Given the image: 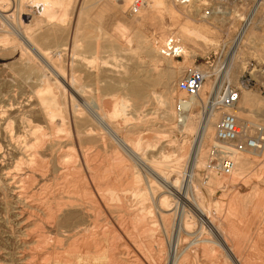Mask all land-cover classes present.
Segmentation results:
<instances>
[{"label": "rangeland", "instance_id": "rangeland-1", "mask_svg": "<svg viewBox=\"0 0 264 264\" xmlns=\"http://www.w3.org/2000/svg\"><path fill=\"white\" fill-rule=\"evenodd\" d=\"M20 1L15 0L17 4L14 5L4 2L3 9L8 12L6 14H10L14 19L17 17L15 19L17 25H25L23 26L27 30V32L26 30L25 32L41 51L45 52V54L49 52L48 55H46V59L49 61V66L47 65L49 69L45 66L44 62H42V58L37 55L34 58L33 55H35V52L33 51V53L27 49L29 53L32 52L30 54L31 59H29V56L24 50L26 49V47L23 46L24 42H21V39L17 37L12 26L8 24L6 19L0 17L2 19H0L2 21H0V39L3 41L2 45L0 40V161H2L0 162V264H22L17 261V257L23 254V252H19L20 248L18 247H22L21 243L23 241L28 242L26 245L33 244V239L38 232L46 233V236L51 239L60 238L61 244L57 246V248L59 247L58 249L62 251H74V242L80 238V235L76 238L75 234L71 233V231L61 234L55 227H51L48 223L46 224L45 221L41 222L35 215H30V213L21 208V204L16 202L17 196L13 197L12 189L6 190V184L8 185L11 179L9 173H7L8 167L11 168L14 165V157L18 156V150L15 143L10 140V134H24L25 121L28 119L32 120L34 124L37 123L40 127L43 124L42 128H44H41L40 132L50 136L47 135L48 146L46 145L47 149H50L45 150V154L48 160L50 159L49 163L51 170L45 175L46 177L35 174L34 178L37 180V186L34 185V190L38 191L40 188L43 189V187L48 188L50 185L52 187L56 183V179H58L59 175L57 173L55 174L54 166L59 158H66L67 153L73 150L72 153H77L81 157L80 162L82 170L79 174V177L81 176L80 179L83 180L82 177L85 176L84 178H86V181L89 183L92 178L88 175L94 172V174L99 177V180L97 179L96 182L103 188V191L107 185L110 188L117 189V191L120 189L118 194H120L119 196L121 197L115 199L111 198L110 200L107 199V195L104 194V192V205L100 202L102 208H99L95 212L96 215L94 214L93 220L95 219L96 221V227L92 234L93 238L97 240L96 248L101 250H112L115 248L114 250H118L122 245L124 246L125 243H128L127 238L129 237L130 239L139 241V246L137 247L140 251L143 250L146 252L150 259L148 264H173L174 261H176V257H180L181 252L176 255L173 248L178 242V231L180 228L181 231L183 230V233H185L180 221L182 215L180 211L183 206L179 205L176 201V204L180 206L178 215L176 216L173 213L166 214V217L171 221L172 229L169 233V239L165 240L162 232V218L158 215V208L154 201V195L159 198L165 194L169 195V192H167L164 182L161 180L158 179L159 183L156 182L153 186H149L145 183V179L142 180V178L139 177L138 170H140L141 167L137 165L132 166L131 156L121 147L117 138L112 135V133H109L101 123L93 119L91 113L94 108H97L98 104L102 107V115L105 114L103 115L105 120L110 124L114 133L119 136V139L123 141L130 139V143L132 144L133 142V146L137 145L139 151L147 156L148 159L156 161L165 160L169 165L173 164L181 156L179 150H181L182 146H185L188 153L180 160H177L182 166L179 183H182L184 180L188 181L190 174L187 177V169L190 168L192 171V165H194V169L197 170L194 171L198 173V178L200 180L197 183L199 185L196 184L197 189L195 188L194 191L197 190V193L203 194L204 191L201 190V188L207 187L208 190L206 192L211 193V195L207 193L210 196V198H208L209 196L204 192L202 199L206 202L210 199L209 204L211 203L210 208L212 207V217H215L216 223L222 230L223 236L225 240L227 239L226 241L229 246L233 247L236 258L234 261L230 260L226 262L224 259H220L217 254L219 248L214 247L215 253L211 252L210 256L202 255V253H186L180 258L181 264H264V228L261 229L259 227L263 224L262 219L264 213V161L259 162L262 157L257 156V158L252 155V159L255 161L249 165L250 175L246 183L244 182L230 187L218 186L211 178V173L209 172L210 169H213L215 172L221 173L219 166L220 157L212 156L210 153L215 143H211L212 146L209 145L207 148L205 154L206 160H204L205 165L196 166L198 167L196 168V163L193 162L196 155V152H194L196 150V144L199 142L197 140L198 136L194 138L193 135H188L186 132L180 131L177 126L178 121L176 122L170 113L169 115L166 114V110L168 109L161 103V97L169 95L172 97L174 108L179 98H186L188 94L180 91L177 84L184 78L189 70L196 68L204 69V71L208 73L207 78L203 82V85L206 86L203 97L205 99L206 96L210 97L212 84L215 85L223 80L221 73L223 69L227 67L229 71H231L232 79H230V81H223V87L226 85L237 87L241 94L240 100H242L244 104H247L252 111H248V114L245 113L246 119L239 122L240 126L243 130L249 127L247 131L248 135H257L264 140V0H201L202 2H196V0H194L188 4H180L175 2V0H166L167 4L177 7L179 12L171 14L164 7H161L155 9V14H157V17L155 16L156 19L154 18L144 22L143 17L150 13V0H147L146 5L137 13H133L130 10L132 6L134 7L135 3L139 4L140 1L143 0H47L46 5L43 0H40L41 2H39L37 6L34 2L35 0H32L33 3L31 2V4L29 0ZM18 2H20V6ZM11 9L16 13L11 11ZM18 10H22L23 13L32 14L31 20L23 24L18 17L20 16ZM53 13L59 15L61 19L60 22L57 19L48 20L46 22L47 19L45 18L48 17V14ZM16 14L17 16H15ZM32 24L35 26H32ZM198 27L204 29L202 33L200 32L198 34ZM243 35H245V38L242 42ZM247 36L248 38H246ZM170 37H175L182 43L183 52L178 56H170L162 53L163 45ZM39 38L43 40L41 39L40 42ZM6 40L11 41L5 42ZM18 40L19 43L17 42ZM8 46L11 50H9ZM15 46H20L21 49ZM78 47L80 52L78 51ZM20 50H24L23 53ZM234 56H236L234 58L235 63H232V58ZM50 62H52V64ZM67 63L70 64L67 65ZM43 65L49 72L47 77L42 74L41 66ZM73 65L75 68H72L74 67ZM56 68L57 70L60 69L59 71L62 72L63 76L66 78L62 84L63 86H55V84H53L56 82L55 79L59 78ZM73 76L75 83H73V81L71 83L72 79L70 78H73ZM44 79L51 81L50 84L53 82V91H56L57 94L54 93L59 96L58 104L62 110L63 117L69 121L71 135L66 134L67 132L63 134L65 131H55L56 134L59 132L58 135L53 134L55 133L54 130H56V128L54 126L58 124L57 118H59V116L55 119L56 123L52 125L54 130L52 126H49V122L41 108L40 97L36 96L39 94L38 92H40L39 89L43 91L45 88L46 82ZM73 84L77 92V97L71 92L73 88L71 85ZM40 85H42V88ZM79 85H81L80 88ZM133 88H139L140 94H134ZM125 102L128 103L126 109L124 107L126 104ZM142 103L145 105L143 106ZM259 103L263 104L261 108L258 106ZM240 106L238 102L235 109ZM76 108L77 111L73 110ZM168 108L170 110V107ZM205 108L206 107L199 105L195 109V124L202 118H200L199 115H206L208 109L205 111ZM1 111H5V113ZM19 115L21 116L19 117ZM220 116L221 115H219L217 122L220 121ZM76 120L80 121L78 122ZM81 121L84 122V126H82ZM88 128V131L92 133V130H96L97 132L94 131L92 135H88L86 134ZM61 134L63 138H61ZM94 135L95 137L93 138ZM30 139L31 142L34 141V138ZM193 141L194 149L192 147ZM85 144H89V148H85L88 147L87 145L85 146ZM190 146L191 152H193L191 155L192 157H190L189 154ZM85 149L87 150L85 151ZM260 149L263 151L264 145ZM68 150L70 152H68ZM262 153L263 152H260V155H262ZM108 154L110 155L108 156ZM83 155H86L85 157L88 158H85ZM85 159H87L86 162L84 161ZM98 159L103 160L104 163H101ZM96 162L97 164H95ZM87 163H89V166H87ZM141 170L140 172H142L143 176V171ZM114 175H117V177L114 178ZM117 178H119V180L121 179V181L119 182ZM122 179L124 180L122 181ZM114 181L117 185L116 183L114 184ZM141 181H144L145 184ZM139 185L141 187L137 188L136 186ZM145 185H147L148 188L146 187V190H144V188L140 190L142 187H145ZM123 188L125 190L121 191ZM224 188H226V190H224ZM136 189L145 191L150 195L144 197L137 194L135 195V193L132 192L136 191ZM151 191L152 193H150ZM196 192L194 193L197 194ZM205 195L206 197L203 198ZM122 198H124L126 202ZM120 199H122L123 202ZM191 210L190 214L191 216L193 215V220L190 218L193 229L191 230L195 232L191 234L194 235L200 230L202 212L200 213L201 216L198 214L199 217L197 218L196 214L193 212V208H191ZM34 225H36L37 228L34 227ZM207 228L209 229V227ZM150 229L154 231V236L152 238L153 242L148 244L149 247L148 245H146V247L144 243H148ZM25 230H29L28 236L25 235ZM208 232L207 230L203 231V236L211 238L212 235ZM211 232L217 236V231L214 227L211 228ZM184 248L186 249V247ZM157 249H159L161 255ZM160 249L163 250L161 251ZM26 250V257H28L32 250ZM111 250H109L110 252L108 251L110 254L114 252V250ZM9 260H11L12 263ZM98 264L122 263L114 261L113 258L100 261ZM123 264H126V262Z\"/></svg>", "mask_w": 264, "mask_h": 264}, {"label": "bare ground", "instance_id": "bare-ground-1", "mask_svg": "<svg viewBox=\"0 0 264 264\" xmlns=\"http://www.w3.org/2000/svg\"><path fill=\"white\" fill-rule=\"evenodd\" d=\"M20 1V0H18ZM22 1V0H21ZM20 1V2H21ZM173 1V0H172ZM4 2H7L10 5H14L17 4L15 2V0H0V17H4L6 19V21L8 22V24H10L13 28V30L15 31V34L17 35V37H19L21 39V42L23 41L24 44L23 46L26 47L25 53H27V55L29 56V59H31L30 54L34 51L35 55H33V57L35 58V56L37 55L38 57L42 58L45 64V66L47 67V65L49 66V61L48 59H46V55L45 52L41 51L36 45L35 43L32 41V39L27 35V30L21 26L20 24L17 25V23L15 22L16 18L14 19L10 14H6L8 13L6 10L3 9V4H5ZM19 3V6L21 5ZM31 2L33 3L32 0H29V3L31 4ZM36 6L38 5L39 2H41L40 0H35L34 1ZM43 2H45L44 4H47V0H43ZM147 0H143L140 1L139 4H134V7L132 6L131 8V12L133 13H137L141 10V8H143L146 5ZM150 13L147 14L145 17H143V22L147 21V20H151L154 19L155 16L157 17V14H155L156 10L158 8L164 7L167 11H169V13L173 14V13H177L179 12L177 7H175L174 5H169L167 4L166 0H150ZM176 2V1H175ZM196 2H202L201 0H196ZM23 4V3H22ZM27 4V3H26ZM29 4V6H30ZM9 7V6H8ZM27 8V7H26ZM29 9V8H28ZM27 9V10H28ZM81 10V9H80ZM119 10V9H118ZM9 11V10H8ZM11 11H14L11 9ZM19 11V10H18ZM31 11V10H30ZM10 12V11H9ZM15 12V11H14ZM79 12V11H78ZM16 13V12H15ZM13 13V14H15ZM119 13V12H118ZM130 13V12H129ZM12 14V15H13ZM79 14V13H78ZM19 15L18 16L21 21L24 23H28L32 18V14L29 13H23L22 10L19 11ZM17 16V14L15 15ZM205 16V15H204ZM18 18V21H19ZM179 18V17H178ZM1 19V18H0ZM47 19L46 22L48 20H54L57 19L59 20V22L61 21V19L59 18V15L56 13L53 14H48V17L45 18ZM78 19V18H77ZM104 19V18H103ZM156 19V18H155ZM2 20V19H1ZM0 20V21H1ZM43 21V20H42ZM73 21V20H72ZM138 21V20H137ZM2 22V21H1ZM58 22V21H57ZM5 23V21H4ZM76 23V22H75ZM51 24V23H50ZM54 24V23H53ZM102 24V23H101ZM47 25V23H46ZM56 25V24H55ZM58 25V24H57ZM8 26V25H7ZM32 26H35L34 24H32ZM43 26V25H42ZM100 26V25H99ZM10 27V26H8ZM27 27V26H26ZM78 27V26H77ZM7 28V27H6ZM11 28V27H10ZM24 28V29H23ZM42 28V27H39ZM101 28V27H100ZM103 28V27H102ZM48 29V28H47ZM54 29V28H53ZM75 29V28H74ZM3 30V29H2ZM12 30V29H11ZM26 30V32H25ZM34 30V28H33ZM102 30V29H101ZM204 29H202L201 27L197 28L198 34L201 32H203ZM0 31H1V26H0ZM6 31V30H4ZM9 31V30H8ZM41 31V30H40ZM11 32V31H10ZM37 32V31H36ZM3 33V31H2ZM41 33V32H40ZM43 33V32H42ZM74 33V31H73ZM13 34V33H12ZM14 34V36H15ZM49 34V33H48ZM194 34V33H193ZM2 35V34H1ZM32 35V34H31ZM45 35V34H43ZM91 35V34H90ZM3 36V35H2ZM7 36V35H6ZM12 36V35H11ZM35 36V35H34ZM52 36V35H51ZM245 35H243L242 38V42L244 41L243 39ZM5 37V36H4ZM13 37V36H12ZM16 37V38H17ZM41 37V36H40ZM47 37V36H45ZM42 37V38H45ZM49 37V36H48ZM89 37V36H88ZM124 37V36H123ZM8 38V37H6ZM10 38V37H9ZM35 38V37H34ZM37 38V37H36ZM41 38V39H42ZM81 38V37H80ZM248 38V36L246 37ZM12 39V38H10ZM40 39V38H39ZM40 39V42H41ZM48 39V38H47ZM1 40V44L3 45V41ZM43 40V39H42ZM49 40V39H48ZM47 40V41H48ZM168 40V39H167ZM167 40L165 42V44L163 46L166 45ZM11 41V40H9ZM9 41H5V42H9ZM13 41V40H12ZM37 41V40H36ZM39 41V40H38ZM46 41V42H47ZM72 41V40H71ZM180 41V40H179ZM15 42V40H14ZM19 43V40L17 41ZM181 42V41H180ZM13 43V42H12ZM80 43V42H79ZM11 44V43H10ZM17 44V43H16ZM21 44V43H20ZM19 44V45H20ZM41 44V43H40ZM43 44V43H42ZM73 44V43H71ZM182 44V43H181ZM5 45V44H4ZM9 45V43H8ZM22 45V44H21ZM20 45V46H21ZM20 46H18L20 48ZM48 46V45H47ZM86 46V45H85ZM88 46V44H87ZM16 48H18L17 46H15ZM23 47V48H24ZM42 47V46H41ZM51 47V46H50ZM70 47V46H69ZM68 47V49H69ZM9 48V46H8ZM67 48V47H66ZM183 48V46H182ZM7 49V48H6ZM13 49V48H12ZM21 49V48H20ZM27 49H29L32 52H28ZM52 49V47H51ZM57 49V48H56ZM77 49V48H76ZM9 50H11L9 48ZM23 50V51H24ZM53 50V49H52ZM65 50V49H64ZM19 51V50H17ZM21 51V50H20ZM23 51H21L23 53ZM47 51V50H46ZM61 51V50H60ZM78 51H79V47H78ZM33 52V53H34ZM52 52V51H51ZM57 52V51H56ZM80 52V51H79ZM10 54V53H9ZM58 54V53H57ZM15 55V54H13ZM17 55V54H16ZM52 55V54H51ZM56 55V53H55ZM18 56V55H17ZM15 56V57H17ZM57 56V55H56ZM59 56V55H58ZM68 56V55H67ZM88 57V55H87ZM236 56H234L232 58V63H235V58ZM53 58V57H52ZM51 58V59H52ZM71 58V57H70ZM238 58V57H237ZM23 59V58H22ZM37 59V57H36ZM62 59V58H60ZM85 59V58H84ZM21 60V59H20ZM19 60V61H20ZM34 60V59H33ZM39 60V58H38ZM37 60V61H38ZM50 60V59H49ZM18 61V60H17ZM40 61V60H39ZM51 61V60H50ZM63 61V60H62ZM74 61V60H73ZM30 62V61H28ZM77 62V61H76ZM100 62V61H99ZM98 62V63H99ZM15 63V62H14ZM31 63V62H30ZM34 63V62H33ZM40 63V62H39ZM52 64V62H50ZM54 63V62H53ZM21 64V63H20ZM25 64V63H24ZM37 64V63H36ZM70 63H67V65ZM74 64V63H73ZM81 64V63H80ZM18 65V63H17ZM31 65V64H30ZM42 65V64H41ZM33 66V64H32ZM37 66V65H36ZM44 65L41 66L42 69V74L43 76L47 77L48 75V70ZM55 66V65H54ZM64 66V65H61ZM72 66V65H71ZM74 66V65H73ZM236 66V65H235ZM34 67V66H33ZM100 67V66H99ZM18 68V66H17ZM21 68V67H20ZM25 68V67H24ZM23 68V69H24ZM53 68V67H52ZM64 68V67H63ZM72 68H75L72 67ZM83 68V67H82ZM238 68V67H237ZM19 69V68H18ZM36 69V67H35ZM38 69V68H37ZM49 69V68H48ZM54 69V68H53ZM59 69V68H58ZM198 70L204 71V69L201 68H196ZM239 69V68H238ZM34 70V69H33ZM57 70V68H56ZM55 70V71H56ZM60 70V69H59ZM59 70H57V76L59 77L58 79L56 78V82L53 83L55 84V86H61L64 82V80H66L65 76H63V73L60 72ZM65 70V69H64ZM68 70H72V69H68ZM67 70V71H68ZM74 70V69H73ZM95 70V69H94ZM232 70V69H230ZM50 71V70H49ZM76 71V70H74ZM88 71V70H87ZM86 71V72H87ZM23 72V71H22ZM21 72V73H22ZM60 72V73H59ZM64 72V71H63ZM83 72V71H82ZM91 72V71H90ZM207 75L208 73L206 71H204ZM16 73V72H15ZM62 73V74H61ZM53 74V73H52ZM72 74V73H71ZM223 76V80L221 82H218L217 84H212L211 87V96L208 97L206 96V99L203 97V93H204V89L206 88L205 85H201L199 91L195 94V95H188L186 98H179L177 100L176 106H174L173 108V104H172V97H170L169 95H164L163 97H161V103L164 105V107L168 110H166V114L169 115V113L172 115L173 119L178 123L177 126L179 128L180 131L186 132L188 135L191 134L194 136V138L196 136H198V144H196V150L194 152H196V155L194 157V162L196 163V166H203L205 165L204 160H206L205 158V154L207 151L208 146H212L211 143H215L217 142L216 140V128H217V119L220 116H223V114L225 112H229L226 111V109L217 107L218 104V99L220 96V92L223 88V81H230L231 78V71H229V69L227 67H225V69H223V72L221 73ZM173 75V74H172ZM171 75V76H172ZM26 76V75H25ZM30 76V75H29ZM56 76V75H55ZM67 76V75H66ZM79 76V75H78ZM90 76V75H89ZM28 77V76H27ZM39 77V76H38ZM42 77V76H41ZM140 77V74H139ZM24 78V77H23ZM32 78V77H31ZM34 78V77H33ZM50 78V77H49ZM55 78V77H54ZM69 78V77H68ZM67 78V79H68ZM141 78V77H140ZM36 79V78H34ZM43 79V77H42ZM47 79V78H46ZM71 83L73 81V83H75V79L74 76L73 78L71 77ZM69 79V80H70ZM139 79V78H138ZM25 80V79H24ZM67 80V81H69ZM113 80V79H112ZM27 81V80H26ZM32 81V80H31ZM46 85L45 88L43 89H39L40 92H38L39 94L36 96L40 97V102H41V108L42 111L44 112V115L46 117V119L49 122V126H52L53 124H55V119L57 116H59L58 119V124H56L54 127L56 128V130H54L53 126V130L54 132L56 131H65L63 132L71 135V128L69 126V121H67L63 115H62V110L60 108V105L58 104L59 99L56 94V91H53V85L52 83L50 84L51 81L49 80H45ZM66 81V82H67ZM131 81V80H130ZM40 82V81H37ZM121 82V81H119ZM30 83V81H29ZM42 83V82H41ZM137 83V82H136ZM27 84V83H25ZM33 84L35 85V83L33 82ZM32 84V85H33ZM66 84V83H64ZM69 84V83H68ZM80 84V83H79ZM122 84V83H121ZM124 84V82H123ZM122 84V85H123ZM157 84V83H155ZM154 84V85H155ZM168 84V83H167ZM82 85V84H81ZM79 85V88L80 86ZM129 85V84H128ZM42 88V85H40ZM39 86V88H40ZM63 86V85H62ZM68 86V85H67ZM73 86L72 88V94L77 97L76 95V89L74 88V84L71 85ZM70 86V87H71ZM78 86V85H77ZM83 86V85H82ZM115 86V85H114ZM65 87V86H64ZM84 87V86H83ZM123 87V86H122ZM165 87V86H164ZM110 88V87H109ZM108 88V89H109ZM127 88V87H126ZM167 88V87H166ZM61 89V88H60ZM63 89V88H62ZM66 89V88H65ZM112 89V88H110ZM134 89V94L139 95V88H133ZM168 89V88H167ZM38 90V88H37ZM38 90V91H39ZM64 90V89H63ZM165 90V89H164ZM42 91V92H41ZM127 91V90H126ZM167 91V90H166ZM56 94H55V93ZM68 92V91H67ZM63 93V91H62ZM157 93V92H156ZM168 93V92H167ZM59 94V93H58ZM61 94V93H60ZM66 94V93H64ZM145 94V93H143ZM165 94V93H163ZM136 97V96H135ZM72 98V97H71ZM139 98V97H138ZM241 98V94L239 97V104L241 105L239 108L235 109V107L233 108L232 112L238 119V122H240L241 120L246 119V114L248 111H251L250 108L247 106V104H244L242 100H240ZM37 99V97H36ZM73 99V98H72ZM126 101V100H125ZM138 101V100H137ZM140 101V100H139ZM143 101V100H141ZM175 101V100H174ZM63 102V101H62ZM72 103V102H71ZM126 103V102H125ZM134 103V102H133ZM180 104L181 109H177V104ZM128 103H126L124 105L125 109L127 108ZM136 104V103H135ZM143 104V103H142ZM32 105V104H31ZM30 105V106H31ZM145 104H143L144 106ZM202 105L205 108V111L208 109L206 115L201 116L199 115V117L201 118L200 120L197 121V124H195L194 118H195V109L199 106ZM261 103H259L258 106H260L261 108ZM8 106V105H7ZM63 106V105H62ZM77 106V104H76ZM80 106V105H79ZM131 106V105H130ZM133 106V104H132ZM11 107V105H10ZM32 107V106H31ZM35 107V106H34ZM134 107V106H133ZM140 107V106H139ZM170 107V110L169 108ZM1 108V107H0ZM30 108V107H28ZM81 108V106H80ZM102 107L99 106V104L97 105V108H92V117L94 120H97L99 123H101V125H103L108 131L109 133H112V135H114L117 140L119 141V144L121 145V147L126 150L128 152V154L131 156V165L132 166H140L141 167V171H143V176H142V172H140V170H138L139 172V177L143 179H145V183L149 186H153L154 183L158 182V179L161 180L162 182H164L165 188L167 190V192H169V195L165 194L162 195L158 198V196L154 195V201L156 202V206L158 208V215L161 216L162 218V228H163V237L165 240L169 239V233L171 228V221L166 217L167 213H173L176 216L178 215V210L180 208L179 205L183 206V208L181 209L180 213L182 212V215L180 217V221L183 225L184 231L185 233H183V230L178 231L179 232V238H178V242L176 244V246L173 248L174 253L177 255L179 252H181L180 257H176V261H174L173 264H181V257L184 256L186 253H202V255H208L210 256L211 252L215 253V249L219 248V252L217 253L220 257V259H224L226 262L233 260L236 258L235 255V251H233V247L229 246V244L227 243V239L225 240L222 230L220 229L219 225L216 223V219L213 216L212 217V210L210 208V204H209V200L208 202H206L205 200L202 199V196L204 194V192H206L208 189L207 187H203L201 188V190H203V194L197 193L196 191H194V189L197 187V184L200 180L198 178V173L195 172L197 170L194 169V165H192V171L189 169H187L188 171L186 173L187 177L190 174V178L188 179V181L184 180L182 183H179L180 181V177H181V163L179 164V162H177V160H180L182 157H184V155H186L187 150L185 146L181 147L180 151V157L179 159L176 160L175 163L170 164L167 163V161L165 160H151L148 159L147 156H145L143 153H141L139 151V149L136 146H133V142L132 144L130 143V139L129 140H120L119 136L116 135L112 129V127L110 126V124L105 120V117L102 115L101 109ZM63 109V108H62ZM82 109V108H81ZM25 110V109H24ZM64 110V109H63ZM75 111H77L76 109H73ZM135 110V109H134ZM71 111V110H70ZM125 111V110H124ZM3 112V111H1ZM79 112V111H78ZM77 112V113H78ZM87 112V111H86ZM111 112V111H110ZM252 112V111H251ZM5 113V111L3 112ZM25 114V113H24ZM81 114V113H79ZM109 114V113H108ZM111 114V113H110ZM248 114V113H247ZM254 114V112H253ZM1 115V114H0ZM21 115H19L20 117ZM198 116V115H197ZM253 116V115H252ZM3 117V116H2ZM23 117V116H22ZM74 117V116H73ZM72 117V118H73ZM77 117V115H76ZM87 117V115H86ZM39 118V117H37ZM68 118V117H67ZM71 118V117H70ZM75 118V117H74ZM6 119V118H5ZM4 119V120H5ZM9 119V118H7ZM11 119V118H10ZM20 119V118H19ZM69 119V118H68ZM82 119V118H81ZM23 120V119H22ZM109 120V119H108ZM11 121V120H10ZM76 121H80V120H76ZM246 121V120H245ZM26 125H25V130H24V134H10V140L12 142L15 143V146L18 150V156H15L14 158V165L9 168L8 167V171L7 173H9L11 179L8 183V185L6 184V190L8 189H12V193H13V197L17 196V200L16 202L18 204H21L23 208V210L27 211L28 213H30V215H35L38 217V219L43 222L45 221L46 224L48 223V225H50L51 227H55L56 230L58 232H60L61 234L63 233H68L71 231V233L75 234L76 238H78L77 236L80 235V240H75L74 242V247L75 250L74 251H62L59 250L57 248V246H59L61 244V239L60 238H49L46 236V233H36V236L34 237V241L33 244L30 245H26L28 242L23 241L22 247H18L20 248L19 252H23L22 256H18L17 257V261L21 262L22 264H98L100 261L103 260H110L114 258V261H118L120 263H125L126 264H140V263H149V257L147 256L146 252H144L143 250H139L137 246L138 245V240H134V239H130L129 237L127 238V242L125 243L124 246L122 245L121 248H117L118 250H114V252L111 254L109 253L111 249L109 250H101L96 248V239L93 238V230L96 227V221L95 219L93 220L94 214L95 212L99 209L102 208V204L103 200H104V194L107 195V199H115V198H119L121 196H119L120 194H118L117 189H113L108 187H105L104 191L102 190L103 188L98 185V183L96 182L97 179L99 178L96 174H94V172H92L90 175H88L90 178H92L90 180V182L88 183V181H86V178H84L85 176H83V180L80 179L79 174L81 173L80 171L81 169V162H80V156L77 153H72L70 152V148L68 150L67 153V157L66 158H59L56 165L54 166V172L55 174L57 173L58 179H56V183L51 187L48 186V188L43 187V189H39L38 191L34 190V185H36V179L34 178L35 174H38L39 176H45L46 174H48L51 170V166L49 163L48 158L46 157L47 155L45 154V150H48L50 148L47 149V143H48V138L47 135L48 134H44L41 133L40 130L42 128L39 125L34 124L32 122V120L28 119L25 121ZM82 126H84V122L81 121ZM14 123V122H13ZM39 123V120H38ZM51 123V125H50ZM74 123V122H73ZM77 123V122H76ZM21 124V123H20ZM24 124V121H23ZM5 125V124H4ZM11 125V123H10ZM14 125V124H13ZM7 126V125H6ZM20 126V125H19ZM5 127V126H4ZM46 127V126H45ZM73 127V126H72ZM77 127V126H76ZM79 127V126H78ZM175 127V126H174ZM8 128V126H7ZM18 128V127H17ZM44 128V127H43ZM42 128V129H43ZM51 128V129H52ZM75 128V127H74ZM83 128V127H82ZM87 128V127H85ZM249 127H246L244 132L245 134H247ZM48 129V128H47ZM50 129V128H49ZM77 129V128H76ZM79 129V128H78ZM176 129V128H175ZM8 130V129H7ZM11 130V129H10ZM18 130V129H17ZM22 130V129H21ZM45 130V129H44ZM51 130V131H53ZM84 130V129H82ZM89 130V128L87 129V131ZM93 133L96 130H92ZM12 132V130H11ZM10 132V133H11ZM22 132V131H21ZM53 133V134H56ZM78 132V131H77ZM86 132V131H85ZM97 132V131H96ZM101 132V131H100ZM51 133V132H50ZM49 133V134H50ZM59 133V132H58ZM58 133L56 135H58ZM76 133V132H74ZM80 133V132H79ZM83 133V132H82ZM91 131L86 132V134L88 135H92L93 134ZM52 134V133H51ZM81 134V133H80ZM85 134V133H84ZM85 134V135H86ZM62 135V134H61ZM99 135V134H98ZM101 135V134H100ZM142 135V134H141ZM140 135V136H141ZM49 136V135H48ZM60 136V135H59ZM97 136V135H96ZM104 136V135H101ZM138 136V135H137ZM8 137V135H7ZM34 138V141L31 142L30 138ZM50 137V136H49ZM57 137V136H56ZM95 137V135L93 136V138ZM9 138V137H8ZM63 138V135L62 137ZM82 138V137H81ZM101 138V137H100ZM110 138V137H109ZM137 138V137H136ZM53 139V137H52ZM51 139V141H52ZM65 139V137H64ZM83 139V138H82ZM85 139V138H84ZM97 139V138H96ZM103 139V137H102ZM58 140V139H57ZM98 140V139H97ZM137 140V139H136ZM50 141V140H49ZM61 141V140H60ZM90 141V140H89ZM99 141V140H98ZM103 141V140H102ZM132 141V140H131ZM138 141V140H137ZM67 142V141H66ZM69 142V141H68ZM92 142V141H90ZM192 142V141H191ZM190 142V143H191ZM52 143V142H51ZM70 143V142H69ZM210 143V144H209ZM219 143V142H218ZM54 144V143H53ZM185 144V143H184ZM222 144V143H220ZM259 147L255 148V149H247V150H243V151H236L235 155L236 159H235V167L233 169V171L230 174H224L223 172L219 173V172H215V170L210 169L209 172L211 173V178L213 179V181L218 185V186H225V187H230V186H234L236 184H241V183H246L247 182V178L250 175L249 172V165H251L253 163V161H255L254 159H252V155L253 156H261L262 159H260L259 162H263L264 161V149L263 151L260 149L262 148V146L264 145V140L262 139L259 143ZM47 145V146H46ZM58 145V144H57ZM55 145V146H57ZM87 144H85L86 146ZM149 145V144H148ZM65 146V145H64ZM88 147L85 148H89V144L87 145ZM91 146V145H90ZM106 146V145H105ZM194 146V141H193V145ZM59 147V146H58ZM222 147L227 148H235L234 144H223ZM53 148V147H51ZM56 148V147H55ZM84 148V147H83ZM82 148V150H83ZM180 148V147H179ZM1 149V148H0ZM79 149V147H78ZM105 149V148H104ZM194 149V147H193ZM61 150V149H60ZM67 150V149H66ZM87 149H85L86 151ZM253 150V151H252ZM81 151V150H80ZM89 151V150H88ZM91 151V150H90ZM145 151V150H144ZM49 152V151H48ZM59 152V151H58ZM257 152V153H256ZM260 152H263L262 155H260ZM13 153V152H12ZM15 153V152H14ZM80 153V152H79ZM93 153V152H91ZM193 152H191V146L189 147V154L190 157H192ZM85 154V152H84ZM87 154V153H86ZM89 154V153H88ZM53 155V154H52ZM96 155V154H95ZM110 154H108L109 156ZM4 156V155H3ZM6 156V155H5ZM84 157L86 155H83ZM89 156V155H88ZM92 156V155H91ZM57 157V156H56ZM93 157V156H92ZM99 157V156H98ZM112 157V156H111ZM256 157H254L255 159H257ZM88 158V157H85ZM91 158V157H90ZM95 158V157H94ZM108 158V157H107ZM92 159V158H91ZM106 159V158H105ZM87 159H85L84 161L86 162ZM90 160V159H89ZM93 160V159H92ZM100 160V159H98ZM107 160V159H106ZM101 163H104L103 160H100ZM125 161V159H124ZM2 162V161H0ZM53 162V161H52ZM90 162V161H89ZM127 162V161H126ZM172 162V161H171ZM174 162V161H173ZM182 162V161H181ZM54 163V162H53ZM93 163V162H92ZM91 163V164H92ZM99 163V162H98ZM109 163V162H108ZM125 163V162H124ZM89 166V163H87ZM97 164V162L95 163ZM127 164V163H126ZM94 165V163H93ZM99 165V164H98ZM103 165V164H102ZM109 165V164H108ZM125 165V164H124ZM128 165V164H127ZM86 166V167H87ZM92 166V165H91ZM97 166V165H96ZM100 166V165H99ZM117 166V165H116ZM207 166V165H206ZM198 168V167H196ZM87 169V168H86ZM2 170V169H1ZM7 170V169H6ZM195 170V171H194ZM3 171V170H2ZM94 171V170H93ZM133 172V171H132ZM83 173V172H82ZM145 173V174H144ZM5 174V173H4ZM86 174V173H85ZM83 174V175H85ZM101 174V173H100ZM130 174V173H129ZM133 174V173H132ZM169 174V175H168ZM37 175V176H38ZM82 175V174H81ZM111 175V174H110ZM136 175V173H135ZM224 175V176H223ZM254 175V174H253ZM38 176V177H39ZM113 176V175H112ZM125 176V174H124ZM6 177V176H5ZM37 177V178H38ZM46 177V176H45ZM52 177V176H51ZM117 177V175H114V178ZM119 177V175H118ZM127 177V175H126ZM137 177V176H135ZM43 178V177H42ZM113 178V177H112ZM130 178V177H129ZM132 178V177H131ZM54 179V178H53ZM118 181L120 182L121 179L119 180V178H117ZM114 179V180H117ZM133 179V178H132ZM99 180V179H98ZM101 180V179H100ZM124 179H122L123 181ZM130 180V179H129ZM2 181V180H1ZM50 181V180H48ZM54 181V180H53ZM102 181V180H101ZM39 182V181H38ZM100 182V181H99ZM109 182V181H108ZM144 183V181H141ZM52 183V182H51ZM116 182L114 181V184ZM122 183V182H121ZM118 183V184H121ZM124 183V182H123ZM130 183V182H128ZM137 183V182H136ZM142 183V185H143ZM144 183V184H145ZM49 184V183H48ZM101 184V182H100ZM105 184V182H104ZM139 184V183H137ZM197 184V185H196ZM117 185V183H116ZM131 185H132V181H131ZM141 185V183H140ZM136 186L141 187V186ZM147 185H145V187H142L140 190H142L144 188V190H146L148 187ZM1 186V185H0ZM37 186V185H36ZM114 186V185H113ZM120 186V185H118ZM117 186V187H118ZM116 187V188H117ZM132 187V186H131ZM147 187V188H146ZM119 188V187H118ZM121 188V187H120ZM128 188V186H127ZM150 188V187H149ZM219 188V187H218ZM134 189V188H133ZM152 189V188H151ZM197 189V188H196ZM125 189L123 188L121 191H124ZM132 190V188H131ZM224 190H226V188H224ZM133 191V190H132ZM150 191V190H149ZM163 191V190H162ZM161 191V192H162ZM105 192V193H104ZM194 192H196L197 194H195ZM104 193V194H103ZM121 193V192H120ZM135 193V195H140L142 197L150 195L149 193H146L145 191H139L136 189V191L132 192ZM152 193V191L150 192ZM155 193V192H154ZM159 193V192H158ZM164 193V191H163ZM207 193L210 192H206V195H208ZM230 193V191H229ZM10 194V193H9ZM157 194V193H156ZM12 195V194H11ZM10 195V197H11ZM130 195V194H129ZM160 195V194H159ZM206 195L203 197L205 198ZM211 195V193H210ZM229 195V194H227ZM9 196V195H8ZM126 196V195H125ZM139 196V197H140ZM209 196V195H208ZM207 196V197H208ZM123 197V196H122ZM150 197V196H149ZM126 198V197H125ZM152 198V197H151ZM174 198V200H173ZM177 198V199H176ZM210 198V196L208 197ZM124 199V198H122ZM122 199H120L122 201ZM135 199V198H134ZM141 199V198H140ZM207 199V198H206ZM239 199V198H238ZM106 200V199H105ZM125 200V199H124ZM151 200V199H150ZM233 200V198H232ZM177 203L179 204H176ZM102 202V204L100 203ZM123 202V201H122ZM126 202V200H125ZM124 202V203H125ZM108 203V202H107ZM106 203V204H107ZM118 203V202H117ZM120 203V202H119ZM154 203V202H153ZM235 203V202H233ZM105 204V205H106ZM122 204V203H121ZM109 205V204H108ZM125 205V204H124ZM127 205V204H126ZM18 206V205H17ZM108 207V206H107ZM191 208H193V212L196 214L197 218L199 217L198 214L201 216V212H202V217H201V227L199 228V232L192 235L191 233H193L194 231H192V222L190 221L192 218L191 216ZM221 209V208H220ZM101 210V209H100ZM221 211V210H220ZM234 212V211H233ZM219 214V213H218ZM222 214V213H221ZM232 214V213H231ZM230 214V215H231ZM96 215V214H95ZM140 215V214H139ZM170 215V214H168ZM195 216V217H196ZM234 216V215H233ZM32 217V216H31ZM137 217V216H136ZM169 217V216H168ZM142 218V217H141ZM28 219V218H27ZM156 219V218H155ZM193 220V218H192ZM263 224L261 226H259L261 229L264 228V213H263ZM194 222V221H193ZM35 223V221H34ZM37 223V222H36ZM145 223V222H144ZM44 225V224H43ZM42 225V226H43ZM150 225V224H149ZM175 225V224H174ZM177 225V224H176ZM225 225V224H224ZM230 225V224H229ZM28 226V225H27ZM38 226V224H37ZM199 226V225H198ZM223 226V225H222ZM232 226V225H231ZM34 227H36V225H34ZM33 227V228H34ZM40 227V225H39ZM152 227V226H151ZM181 227V226H180ZM209 227V229L207 228ZM214 227L217 231V236H215L212 232H211V228ZM234 227V226H233ZM232 227V228H233ZM37 228V227H36ZM35 228V229H36ZM230 228V227H229ZM228 228V229H229ZM29 229V228H28ZM34 229V231H35ZM45 229V228H44ZM192 229V230H191ZM198 229V228H196ZM236 229V228H235ZM209 231L212 235L211 238L207 237V236H203V231ZM234 230V229H233ZM26 232V236L29 235V230H25ZM47 232V231H46ZM146 232V231H145ZM157 232V231H156ZM208 232V233H209ZM232 232V231H231ZM230 232V233H231ZM125 233V232H124ZM195 233V232H194ZM229 233V232H228ZM20 234V233H19ZM72 234V235H73ZM162 234V233H161ZM127 235V234H126ZM233 235V234H232ZM239 235V234H238ZM252 235V234H251ZM131 236V235H130ZM149 236V240L148 243H144V245H148L149 243L153 242V236H154V231L153 229H150V232L148 234ZM66 237V236H65ZM95 237V236H94ZM23 238V237H22ZM135 238V237H133ZM156 239V238H155ZM162 239V238H161ZM163 240V239H162ZM100 241V240H99ZM125 241V240H124ZM164 241V240H163ZM235 241V240H234ZM70 242V241H68ZM67 242V244H68ZM144 242V241H143ZM142 242V243H143ZM146 242V241H145ZM66 244V243H65ZM173 244V243H172ZM234 244V243H233ZM50 247V248H49ZM71 247V245H70ZM147 247V246H146ZM149 247V245H148ZM161 247V246H160ZM186 247V249L184 248ZM68 248V247H67ZM66 248V249H67ZM144 248V247H143ZM162 248V247H161ZM165 248V247H164ZM26 249H30L32 250V252L29 253L28 257H26L27 255V250ZM142 249V248H141ZM150 249V248H149ZM111 250V251H112ZM159 251V249H157ZM161 251L163 249H160ZM217 250V249H216ZM34 251V252H33ZM109 251V252H108ZM172 251V252H173ZM162 253V252H161ZM9 254V253H8ZM160 254V251H159ZM198 254V255H199ZM154 255V254H153ZM161 255V254H160ZM164 255V254H163ZM10 256V255H9ZM187 256V255H186ZM13 257V256H12ZM15 257V256H14ZM154 258V257H153ZM156 258V257H155ZM10 259V258H9ZM157 259V258H156ZM11 263L12 261L9 260ZM232 261V262H233ZM238 261V260H237ZM8 262V261H7ZM185 262V261H184ZM202 262V261H201ZM234 263V262H233ZM15 264V263H14ZM20 264V263H17ZM235 264H240V263H235ZM246 264V263H244Z\"/></svg>", "mask_w": 264, "mask_h": 264}, {"label": "built area", "instance_id": "built-area-1", "mask_svg": "<svg viewBox=\"0 0 264 264\" xmlns=\"http://www.w3.org/2000/svg\"><path fill=\"white\" fill-rule=\"evenodd\" d=\"M180 4H188L194 0H175ZM138 4V3H136ZM183 52L182 44L179 39L170 37L167 43L162 48V53L170 56H178ZM207 74L198 69L189 70L184 78H182L177 87L180 91L188 95H195L205 79ZM240 97V90L232 85H226L222 88L218 99L217 107L226 109V111L217 124L216 128V144L210 150L212 156L220 157V170L224 174H230L235 167V152L247 149H255L259 147L262 137L257 135L245 134L243 128L240 126L237 117L230 111L238 103ZM178 109H181L178 103ZM219 142V143H218ZM222 143V144H220ZM234 144L235 148H224L223 144Z\"/></svg>", "mask_w": 264, "mask_h": 264}]
</instances>
